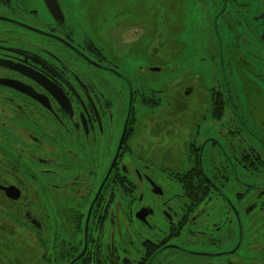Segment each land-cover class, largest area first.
Wrapping results in <instances>:
<instances>
[{
	"label": "flooded vegetation",
	"instance_id": "1",
	"mask_svg": "<svg viewBox=\"0 0 264 264\" xmlns=\"http://www.w3.org/2000/svg\"><path fill=\"white\" fill-rule=\"evenodd\" d=\"M249 1L215 11L229 22L204 83L140 0H0V223L39 264H264V0Z\"/></svg>",
	"mask_w": 264,
	"mask_h": 264
},
{
	"label": "rangeland",
	"instance_id": "2",
	"mask_svg": "<svg viewBox=\"0 0 264 264\" xmlns=\"http://www.w3.org/2000/svg\"><path fill=\"white\" fill-rule=\"evenodd\" d=\"M125 4H134V0H126ZM249 6L254 11H257L256 7H263V3L261 0H250ZM184 7L186 10L183 11ZM224 7V0H221V2L219 0H140L138 11L142 13L143 25L145 27L151 28L156 25V33H159V35L174 36L175 53H180L177 57L187 56L185 52L189 48V52L192 54L188 59L190 60L191 67L198 72L196 74H203L199 77L205 83L209 78V72L211 79L216 77V69L215 67L213 68V62L206 61L207 66H212L211 71L209 68L207 70L205 65L199 61V57L205 55L208 57L213 52V46L215 54V37L218 34L222 36L224 31L227 30L226 24L229 21L224 16L218 17L217 21H215V11H219L220 8L223 9ZM229 12L230 7L228 6L226 14H229ZM148 35H153V31L149 30ZM249 35L251 36L250 33ZM187 40L189 46L184 47L183 43ZM153 76L157 80L155 87L164 93L160 96L162 104L158 110V114L167 116V94L169 93L166 87L167 72H156ZM176 76L180 77V73ZM191 78L195 79L193 75H191ZM183 83L184 81H181L180 85ZM251 84L253 83L249 85ZM175 88L177 89L178 86L176 85ZM193 99L195 98L191 100L194 101ZM143 109L146 110L147 108L144 106ZM180 132H183V130H180ZM4 206H0V212L6 211L5 208L7 209V207ZM10 221L11 223H9L6 216L1 219L0 260L5 261L6 264H11L10 261L12 260L14 261L13 264H26L27 262L29 264H39L40 253L36 249L29 247L28 240L23 233V227L15 223L14 220ZM8 243L11 249L6 247Z\"/></svg>",
	"mask_w": 264,
	"mask_h": 264
}]
</instances>
